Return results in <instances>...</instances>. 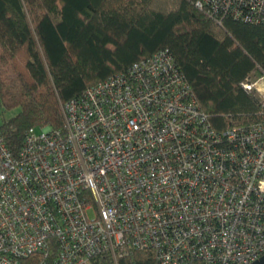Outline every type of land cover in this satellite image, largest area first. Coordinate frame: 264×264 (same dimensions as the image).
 Masks as SVG:
<instances>
[{"label":"built area","instance_id":"built-area-1","mask_svg":"<svg viewBox=\"0 0 264 264\" xmlns=\"http://www.w3.org/2000/svg\"><path fill=\"white\" fill-rule=\"evenodd\" d=\"M264 24V0H199ZM242 82L264 107V72ZM18 154L0 131V264H254L264 256V121L217 130L169 50L62 105ZM38 130H41L40 132Z\"/></svg>","mask_w":264,"mask_h":264},{"label":"trees","instance_id":"trees-1","mask_svg":"<svg viewBox=\"0 0 264 264\" xmlns=\"http://www.w3.org/2000/svg\"><path fill=\"white\" fill-rule=\"evenodd\" d=\"M198 1L0 0V131L14 156L30 129L64 128L63 104L161 50L217 130L264 121L241 85L264 72V24H219ZM119 264L158 258L136 250Z\"/></svg>","mask_w":264,"mask_h":264},{"label":"rangeland","instance_id":"rangeland-1","mask_svg":"<svg viewBox=\"0 0 264 264\" xmlns=\"http://www.w3.org/2000/svg\"><path fill=\"white\" fill-rule=\"evenodd\" d=\"M1 112H2V107H1V104H0V114H1ZM15 113H8L7 114V117H12L13 115H14ZM39 129V128H38ZM39 132L41 131V130H38Z\"/></svg>","mask_w":264,"mask_h":264},{"label":"water","instance_id":"water-1","mask_svg":"<svg viewBox=\"0 0 264 264\" xmlns=\"http://www.w3.org/2000/svg\"><path fill=\"white\" fill-rule=\"evenodd\" d=\"M254 264H264V256L261 257L256 263Z\"/></svg>","mask_w":264,"mask_h":264}]
</instances>
